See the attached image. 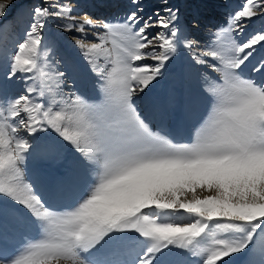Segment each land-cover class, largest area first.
<instances>
[{"label":"snow or ice","instance_id":"1","mask_svg":"<svg viewBox=\"0 0 264 264\" xmlns=\"http://www.w3.org/2000/svg\"><path fill=\"white\" fill-rule=\"evenodd\" d=\"M131 2L123 20L78 19L70 0H41L8 20L13 0H0V31L28 17L13 49L0 52V264H264V56L251 68L259 80L244 74L264 49V0H242L202 48L167 0L146 18L141 0ZM50 20L80 34L74 44L97 100L63 91ZM254 20L259 29L239 41ZM183 55L215 74L200 73L208 107L190 143L174 142L138 103L153 102ZM48 132L55 141L38 139ZM57 145L75 153L62 186L87 177L67 207L51 205L26 174L30 157ZM21 226L38 237L8 255L3 242Z\"/></svg>","mask_w":264,"mask_h":264},{"label":"bare ground","instance_id":"2","mask_svg":"<svg viewBox=\"0 0 264 264\" xmlns=\"http://www.w3.org/2000/svg\"><path fill=\"white\" fill-rule=\"evenodd\" d=\"M95 1L70 0L76 9L73 14L78 19L91 17L93 20L101 21L113 20L114 18L123 20L125 13L132 10L131 0H118L112 9L109 6H105L106 8L93 7V4L97 5ZM241 3L242 0H191L184 2L183 6L178 4V6H174L175 9H178L177 27L182 28L188 34V38L195 40L201 48L214 45L216 41L214 34L218 28L227 27L226 21L239 9ZM161 4L162 2L159 0L143 1L140 5L143 9L142 14L145 18L153 11H160L163 14ZM169 6L173 7L172 4ZM63 23V21L50 20L45 29L46 39L53 47L50 59L55 62L59 71L65 73L66 86L63 87V91L79 92L92 100H97L99 92L95 87V78L89 73L87 65L74 44V40L80 39L81 36L79 33L62 31L57 27L58 24ZM22 25L9 26L7 31H1L0 52L4 49L8 51L13 49L23 34L25 26ZM260 26V20L249 22V26L243 34L237 36V39L239 41L246 40L249 34L254 29H259ZM86 31L92 33L94 30L88 28ZM151 31L160 30L152 29ZM87 42L96 41L89 36ZM261 56H264V49L258 50L248 63L244 70L246 76H256L258 80L260 79L259 74L251 72V68ZM201 72L215 79V74L210 73L209 70L198 69L191 65L186 55L180 56L172 61L165 78L152 89L150 97L153 102L138 101L143 109L142 114L147 116L149 120L162 125L176 143L191 142L194 126L207 111L208 101L200 91L203 83ZM17 87H20L19 82H17ZM187 122L190 125L192 136L189 135L190 133L184 126ZM51 133H41L38 139L55 141V134L53 133L54 136H52ZM51 159L53 162L51 165L48 162L47 165V160L50 161ZM74 163L75 153L73 150L67 145H57L45 159H40L35 154L30 157L25 165L26 174L36 182L39 191L51 205L67 207L79 196L87 180L86 175L80 171L75 185L71 187L62 186L61 181L72 170ZM46 175L49 177L47 178ZM59 185L60 189L57 191ZM50 192L52 193L50 194ZM5 205L7 206V202ZM37 237L38 232L34 227L21 226L13 229L3 243L6 246V251L9 252L8 255H12L26 242Z\"/></svg>","mask_w":264,"mask_h":264},{"label":"rangeland","instance_id":"3","mask_svg":"<svg viewBox=\"0 0 264 264\" xmlns=\"http://www.w3.org/2000/svg\"><path fill=\"white\" fill-rule=\"evenodd\" d=\"M143 1H145V0H141V3H142ZM159 1L163 2V0H159ZM169 1H170V2H169ZM188 1H191V0H167V2L169 3V5L172 4L173 7H174V6H178V4H180L181 6H183L184 2H188ZM108 2H109V1H108ZM39 3H41V0H13V4H14V6H13V8L11 9V14H10V16L7 17L6 19L11 20V15H19V14H21V13H26V10L30 9L33 5H36V4H39ZM173 4H174V5H173ZM27 20H28L27 15L21 16L20 19H19L17 22H15L14 25H11V24H10V27H17V26L22 25V24L26 27V25H27ZM23 25H22V26H23ZM24 29H25V28H24ZM0 33H1V31H0ZM21 36H22V35H21ZM0 39H1V35H0ZM51 135L54 136L53 133H51ZM51 135H50V136H51ZM189 135H190V134H189ZM191 136H192V134H191ZM48 162H49V163H48ZM52 162H53L52 159H51L50 161L47 160L46 164L48 163V164L51 165ZM48 164H47V165H48ZM42 170H43V168H42ZM48 171H50V170H48ZM44 174H45V173H44ZM46 177L48 178L49 175H46ZM59 189H60V185H59V188L57 189V191H58ZM51 193H52V192H50V194H51Z\"/></svg>","mask_w":264,"mask_h":264}]
</instances>
